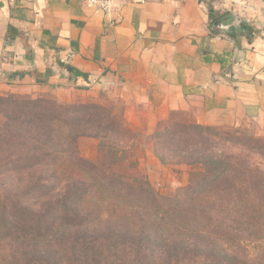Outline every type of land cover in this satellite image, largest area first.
Listing matches in <instances>:
<instances>
[{
	"label": "rangeland",
	"instance_id": "1",
	"mask_svg": "<svg viewBox=\"0 0 264 264\" xmlns=\"http://www.w3.org/2000/svg\"><path fill=\"white\" fill-rule=\"evenodd\" d=\"M31 88L27 92L0 88V192L14 186L9 175L20 174L17 171L24 168L33 167L29 175L42 174L44 179L54 172L80 169L66 162L70 155L78 153L88 162L86 197L77 202L82 210L78 218L86 219V238H115L121 234L151 237L144 239L140 250L127 249L122 244L116 246L114 240L105 247L100 242L95 246L98 248L95 260L86 259L83 264H217L214 259L218 261L219 257L212 251L196 247L195 240L184 239L191 232L207 235L214 248L213 237H217L214 242L244 264H264V202H258V198L234 199L219 194L200 204L206 214H180L186 212L184 209L189 201L203 196L214 183L215 175L224 171L230 170L236 176L223 183L225 189L246 185L251 177L264 181V121L210 126L200 124L196 114L172 113L159 121L152 131H146L126 123L121 103L108 94L86 99L73 94L58 95L50 89ZM96 106L100 109H94ZM78 121H86L85 135L81 134L82 125L74 124ZM28 123L43 124L41 128L51 132L52 139L48 142L53 141L54 148L40 145L32 146L31 151L28 147L19 148L24 133L27 135V129L32 128ZM16 129L12 146L11 131ZM74 136L76 146L73 145ZM36 149L47 151L45 164L32 166L7 160L12 154L32 153ZM121 151L125 163L113 160ZM108 153L113 155L107 157ZM135 159H139V165L127 169ZM125 171L129 177L146 179L156 198L148 199L147 193H143L134 199L128 197L126 203H122V195L127 192H120L117 184L93 176L95 172H104L118 177ZM204 171L209 174L206 181L201 175ZM58 183L51 180L48 186L56 187ZM41 193L44 189H35L24 201L32 203ZM143 205L150 214L132 217L134 211L129 206ZM47 208L45 205L43 211ZM124 214L129 217H122ZM45 215L55 217L57 225L64 222L53 211ZM168 240L177 242L178 246L169 251Z\"/></svg>",
	"mask_w": 264,
	"mask_h": 264
},
{
	"label": "crops",
	"instance_id": "2",
	"mask_svg": "<svg viewBox=\"0 0 264 264\" xmlns=\"http://www.w3.org/2000/svg\"><path fill=\"white\" fill-rule=\"evenodd\" d=\"M210 9L236 14L247 32L209 28ZM34 86L108 94L146 131L172 113L262 123L264 0H155L108 14L80 0H0V88Z\"/></svg>",
	"mask_w": 264,
	"mask_h": 264
},
{
	"label": "trees",
	"instance_id": "3",
	"mask_svg": "<svg viewBox=\"0 0 264 264\" xmlns=\"http://www.w3.org/2000/svg\"><path fill=\"white\" fill-rule=\"evenodd\" d=\"M226 13L227 12H222L221 15L216 16L213 10L210 9L208 11L211 20L209 28H211L212 23L216 19ZM250 31L253 32L251 28ZM82 107L86 108V105ZM94 109L100 108L96 106ZM28 124L31 125L32 128L27 129V135L24 133L19 148L28 147L30 151L32 150V146L35 145H40L41 147L52 146V148H54L53 141L52 143L48 142L49 139H52L50 138L51 132H46L45 128H41L44 126L43 124L36 126H33L31 123ZM74 124H81V128L83 129L81 134H86L84 131L86 128V121H78ZM17 132L18 129L14 132L11 131L12 146L15 144L13 133L17 134ZM28 143H33V145H28ZM74 144L76 146L75 136L73 138V145ZM122 151L120 152L121 155L115 157V159L113 158V160L125 163ZM45 152L47 151L36 149L32 153L12 154L7 160L10 163H26L32 164V166L41 163L45 164ZM112 155L113 154L108 153L107 157ZM66 162L72 163V165L76 164L80 169L75 167V169L68 173H63L61 171L59 173L54 172L47 176L48 179H44V177H42L44 175L42 174H39L38 177L35 173L29 175L28 172L34 169L33 167L17 171L20 172V174L9 175V181L13 179L12 181H14L15 185L12 187L9 186L7 189H2L0 192V264H83L86 263V259H90V261L95 260L96 249H98L95 248V246L99 245L100 242L103 247H105L109 246L111 241L114 240L116 246L122 244V247L126 245L127 249L137 248L140 250L144 239H151V237L145 238L135 234H121L119 237L115 238L110 236L86 238V219L78 218L81 217L82 210L77 202L81 199L82 201L85 200L86 197V163L88 162L83 160L78 153H75L73 156L70 155ZM139 163V159H135L133 163L128 164L127 169L137 167ZM229 172L230 170L215 175L214 183L209 186L203 196L196 200L189 201L184 209L186 212L182 211L180 214L182 216H191L198 213H203L202 215L206 214L200 204L202 205V203L209 201V199H211L210 197L218 196L219 194L231 196L234 199L237 197H254L258 198V202H264V181L261 178L251 177L249 183L246 185L237 187L228 186V188L225 189L223 183L229 177L232 179L236 177L233 175L235 173L231 174L232 171ZM201 175L204 181L208 180L209 174L207 171H204ZM93 176L99 180H106L112 185L113 183L117 184L116 187L118 191L127 192L128 195H122V203H126L125 201L128 197L134 199L143 193H147L148 199L152 200L156 198V194L150 188L146 179L141 180L134 176L129 177L127 171L118 174V177L107 175L104 172H95ZM51 180L59 182L58 185L56 187L48 186ZM39 188L44 189V193H41L38 197H34L32 199L34 201L27 204L24 200L28 196V193ZM139 200H141V197H139ZM45 205H48V208L43 211ZM132 206H129V209L134 211L132 217H146L150 214V210L145 207V205ZM199 209L202 211H197ZM250 210H252V208H250L249 211ZM48 211H53V214L61 216L62 218H60L63 219L62 221L64 222H59L60 224L57 225L54 222L55 217H45V213ZM189 212L192 214H189ZM68 217H70V219H68ZM122 217L129 216L124 214ZM163 217H165V215H163ZM250 218L254 220L253 217ZM61 226H63L64 229L61 230ZM184 239L195 240L196 242L194 245L196 247L202 246L204 249L212 251V254L219 257L217 261L214 256V260L218 262L217 264H244L243 261L240 262L236 256L229 253L225 248L221 247L218 243L216 244L214 239L218 240L217 237H213L215 248L210 244L208 236L200 232H191L185 235ZM167 244L169 251L172 247L176 248L178 246L177 242L169 240Z\"/></svg>",
	"mask_w": 264,
	"mask_h": 264
},
{
	"label": "built area",
	"instance_id": "4",
	"mask_svg": "<svg viewBox=\"0 0 264 264\" xmlns=\"http://www.w3.org/2000/svg\"><path fill=\"white\" fill-rule=\"evenodd\" d=\"M83 1L88 8L99 9L105 14L112 13L131 4H144L155 0H80ZM171 1V0H159Z\"/></svg>",
	"mask_w": 264,
	"mask_h": 264
},
{
	"label": "water",
	"instance_id": "5",
	"mask_svg": "<svg viewBox=\"0 0 264 264\" xmlns=\"http://www.w3.org/2000/svg\"><path fill=\"white\" fill-rule=\"evenodd\" d=\"M211 27L212 29L220 30L222 32L223 31L229 32L231 30H233L235 33L247 32V26L245 22L232 12H227L225 15L216 19L212 23Z\"/></svg>",
	"mask_w": 264,
	"mask_h": 264
}]
</instances>
